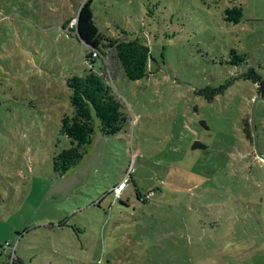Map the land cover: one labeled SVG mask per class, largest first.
Instances as JSON below:
<instances>
[{
	"label": "rangeland",
	"instance_id": "rangeland-1",
	"mask_svg": "<svg viewBox=\"0 0 264 264\" xmlns=\"http://www.w3.org/2000/svg\"><path fill=\"white\" fill-rule=\"evenodd\" d=\"M86 1L0 0V264L12 248L20 264H264V162L245 137L258 91L242 77L264 88V0H92L105 49L94 64L75 30ZM232 7L238 24L224 19ZM132 37L150 51L138 81L111 48ZM91 68L128 120L95 129L59 175L67 81ZM255 124L264 155V102Z\"/></svg>",
	"mask_w": 264,
	"mask_h": 264
},
{
	"label": "trees",
	"instance_id": "trees-1",
	"mask_svg": "<svg viewBox=\"0 0 264 264\" xmlns=\"http://www.w3.org/2000/svg\"><path fill=\"white\" fill-rule=\"evenodd\" d=\"M224 15L227 22L238 24L242 18V9L232 7L226 9ZM76 18L75 30L89 49L86 61L94 64L100 59V54L105 58L103 33L94 21L92 0H87L80 6ZM121 34L129 36L124 30H121ZM111 45L118 70L128 80L138 81L149 75L150 51L145 41L139 37H132L118 39ZM231 55L230 63L233 65L245 61L243 56L235 54L234 51ZM242 77L257 85L261 91L264 90L260 76L249 72ZM67 86L71 91L70 105L74 113L72 116L63 117L60 131L70 140L72 147L53 158V171L59 175L65 174L83 159L85 155L83 147L91 143L95 129L104 136L116 135L124 129L128 120L121 101L111 90L101 68L98 71L91 68L81 76H73L67 81ZM246 128V137L251 140L248 123ZM150 194L151 192L144 196V202L151 197ZM137 197L140 198L138 192ZM16 264H20L19 261Z\"/></svg>",
	"mask_w": 264,
	"mask_h": 264
},
{
	"label": "water",
	"instance_id": "water-1",
	"mask_svg": "<svg viewBox=\"0 0 264 264\" xmlns=\"http://www.w3.org/2000/svg\"><path fill=\"white\" fill-rule=\"evenodd\" d=\"M75 21L77 22V18L75 19ZM76 32L78 38L80 39L78 31ZM258 102H264V97L258 96L253 99L249 113V127H250L251 139H252L253 153L255 154L256 158L259 161L264 162V155H262L259 150V138L255 124V112ZM202 125L205 126V123H203ZM196 149L205 150L206 146L202 145L200 141L196 140L192 144V150H196Z\"/></svg>",
	"mask_w": 264,
	"mask_h": 264
},
{
	"label": "built area",
	"instance_id": "built-area-1",
	"mask_svg": "<svg viewBox=\"0 0 264 264\" xmlns=\"http://www.w3.org/2000/svg\"><path fill=\"white\" fill-rule=\"evenodd\" d=\"M94 55H97V54H94ZM124 188H125V185H124V184H122V185H120V186H115V187L113 188V190H112L111 193L113 194V196H114V198H115L116 200L120 199L121 194H122ZM5 246H6V248H7V247H9L10 245H9V244H6ZM11 251H12V256L10 257L9 264H16V262L18 261V259L15 258V253H14V249H13V248H12Z\"/></svg>",
	"mask_w": 264,
	"mask_h": 264
},
{
	"label": "flooded vegetation",
	"instance_id": "flooded-vegetation-1",
	"mask_svg": "<svg viewBox=\"0 0 264 264\" xmlns=\"http://www.w3.org/2000/svg\"><path fill=\"white\" fill-rule=\"evenodd\" d=\"M257 91H258V93L256 94V97H258V96H263L264 95V90L263 91H261L260 90V88H258V86H257ZM249 124V123H248ZM249 129H250V127H249ZM245 137H246V135H245ZM251 141V143H252V139L250 140Z\"/></svg>",
	"mask_w": 264,
	"mask_h": 264
}]
</instances>
